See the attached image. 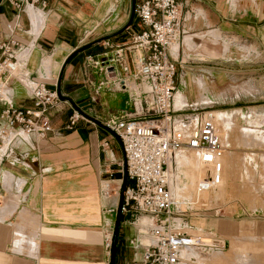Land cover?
<instances>
[{
    "label": "crops",
    "instance_id": "1",
    "mask_svg": "<svg viewBox=\"0 0 264 264\" xmlns=\"http://www.w3.org/2000/svg\"><path fill=\"white\" fill-rule=\"evenodd\" d=\"M114 1L39 0L20 9L2 0L0 40L17 39L19 69L0 85V114L8 100L33 107L32 87L46 82L56 89L60 67L73 49L124 25L131 0ZM235 2L240 0H179L180 47L173 57L180 77L198 73L212 81L216 68L199 62L223 57L216 55L224 50L214 47L216 41L226 35L242 37V26L255 28V17L244 16L250 8H236ZM136 21L134 13L126 29L69 58L60 89L73 103L60 99L50 109L53 129L46 136L24 131L10 134L0 118V264H110L105 237L116 209L108 208L118 197L115 192L104 195L102 184L107 181L112 189L119 188L123 149L110 129L89 117L78 118L71 128L67 123L76 106L104 124L133 109L129 91L104 82V72L92 59L107 51L99 48L127 41ZM210 32L219 37L211 40ZM188 36L197 39L195 46L185 44ZM203 53L205 57L200 56ZM177 89L186 93L182 80ZM201 96L198 91L192 103L197 104ZM136 222L121 212L114 264L141 259L145 243L138 227L141 220Z\"/></svg>",
    "mask_w": 264,
    "mask_h": 264
},
{
    "label": "built area",
    "instance_id": "2",
    "mask_svg": "<svg viewBox=\"0 0 264 264\" xmlns=\"http://www.w3.org/2000/svg\"><path fill=\"white\" fill-rule=\"evenodd\" d=\"M8 1L22 9L39 0ZM134 13L137 27L129 31V39L92 59V64L104 72V82L128 90L133 104L132 110L106 122L118 134L126 158L129 181L123 191L121 212L129 213L133 221L141 216L151 221L146 232L151 241L144 244L141 259L132 264H184L187 259L182 252L186 247L208 245H201L200 237L188 231L183 217L175 216L182 215L191 203L185 199L181 204L174 198L168 160L178 150L193 151L207 167L197 182V191L211 189L222 180L224 144L210 110L186 104L174 107L177 67L171 45L179 42V0H135ZM17 44L15 38L0 40V85L19 69ZM31 95L33 107L7 101L0 114L6 124L4 131L33 132L44 137L53 129L49 111L60 100L56 89L37 82ZM189 108L191 111H184ZM82 116L74 109L67 127ZM118 190L107 181L102 184L104 195L115 192L118 197ZM116 207L117 202L108 210ZM110 239L109 230L105 237L108 248Z\"/></svg>",
    "mask_w": 264,
    "mask_h": 264
},
{
    "label": "rangeland",
    "instance_id": "3",
    "mask_svg": "<svg viewBox=\"0 0 264 264\" xmlns=\"http://www.w3.org/2000/svg\"><path fill=\"white\" fill-rule=\"evenodd\" d=\"M235 6L250 8L244 16L250 13L256 25L249 30L242 26V37L226 35L222 38L224 41L217 40L214 47L224 50L216 55L223 57L199 62L216 68L212 81L198 73L180 77L176 63V108L186 104L197 106L198 110H210L224 144L221 190L214 192L206 205L203 201L196 206L190 204L182 215H175L183 217L188 231L200 237L201 245H208L185 252L186 259L190 260L184 264H264V0H240ZM253 13L257 16H252ZM210 35L211 40L219 37L211 32ZM179 47L175 46L173 56H177ZM212 49L206 48L210 52ZM200 56L205 57L204 53ZM181 80L186 93L177 89ZM198 91L202 96L193 104ZM187 94L194 97L193 101ZM184 111L189 112L191 108ZM194 161L191 168L183 167L190 171L191 177V187L179 190L185 197L193 196L195 179L202 173L200 161L195 158ZM144 221L150 225L148 218H143ZM143 222L138 227L143 232L142 241L148 243Z\"/></svg>",
    "mask_w": 264,
    "mask_h": 264
},
{
    "label": "bare ground",
    "instance_id": "4",
    "mask_svg": "<svg viewBox=\"0 0 264 264\" xmlns=\"http://www.w3.org/2000/svg\"><path fill=\"white\" fill-rule=\"evenodd\" d=\"M196 41H197V39H194L191 36H188L186 38V44L189 45V46H193L194 45V42H196ZM176 45H179V42H175L174 44L171 45V52H172V54H173V50H175V46ZM130 86H133L134 87V83L131 82L130 83ZM117 90H119V89L117 88ZM101 94H102V92H101ZM175 94H176V91L174 93V101H175ZM174 107H176L175 106V102H174ZM2 127H3V125H2ZM218 132H219V129H218ZM1 135H3V134H1ZM245 136H249V135L246 134ZM259 136L261 137L260 134H259ZM10 137H12V136H10ZM13 138H14V135H13ZM10 140H12V139H10ZM256 140H257V138H256ZM193 157L195 159H197V160L200 161V159L198 158V156L193 151L178 150V151H176V153L174 155H172L171 159L168 160V175H169L168 180H169V187L171 189V192H172L174 198L178 202H180L181 204H184L183 203V200L186 199V200H189L190 203L193 204V205H195V206L199 202L202 203V201L206 205L210 201V196L214 192H218V191L221 190L222 184H223V176H222L221 182L218 185H216L215 187H213L211 189H205L203 191H199L198 192L197 191V182L202 179V177L205 174V171L207 169L206 165L200 161L199 163H200L201 168H202L201 169L202 170V173L199 174V176L195 179V191H194L193 196L192 197L191 196L190 197H185V196L180 195L179 190H184V189H188V187H191L189 185V184H191V181H190V178H191L190 177V171L188 169L183 168V167L184 166H187V167L191 168L195 164V161H194V158ZM223 158H224V156H223ZM176 165H177V167H176ZM223 170H224V168H223ZM205 205H203V206H205ZM143 218H147V217L146 216H141L137 222L135 221L137 223V224L136 223L135 224L138 225V223H139L140 220H141V222H143ZM143 223H145V225L142 224V225H144L143 228L145 229V232H144V234H145V241L148 240L147 242H149V239H151V238H149V235L146 233L147 228L149 227V224L147 222H145V221ZM150 223H151V221H150ZM143 228H141V229H143ZM141 232H142V230H141ZM195 248H196V246H188V247H186L183 250V255L185 254V252H189V251L195 250ZM184 257H185V255H184Z\"/></svg>",
    "mask_w": 264,
    "mask_h": 264
},
{
    "label": "water",
    "instance_id": "5",
    "mask_svg": "<svg viewBox=\"0 0 264 264\" xmlns=\"http://www.w3.org/2000/svg\"><path fill=\"white\" fill-rule=\"evenodd\" d=\"M1 1L2 0H0V2ZM134 7H135V0H131V8H130L129 17H128L127 21L125 22V24L122 25L120 28H118L117 30H114V31H112V32H110L108 34H105L102 37H98V38H96V39H94V40H92L90 42H87V43H85V44H83V45H81V46L73 49L65 57V59L63 60L62 65L60 67L58 81H57V85H56V92H57V95H58V97L60 99H67V100H69L70 102L73 103L72 99L68 95L63 94L61 92V89H60L61 73H62V70H63L66 62L69 60V58L73 54H75V53L81 51L82 49H84L86 46H88L90 44H93V43L99 41L100 39H104V38L113 36V35L121 32L122 30L126 29L129 26V24L131 23L132 19H133V16H134ZM75 108L82 115H84L86 117H89V118L95 120L97 123H99V124L105 126L106 128L110 129L115 134V136L117 137V139L120 141L118 134L111 127H109L107 124H104V123L100 122L99 120H97L96 118L90 116L89 114H87L85 111H83L79 107L76 106ZM120 143H121V141H120ZM121 146H122V144H121ZM126 182H127V164H126L125 153L123 151V173H122V179H121V183H120L119 190H118V201H117V207H116L115 217H114L113 226H112V229H111V239H110V247H109V250H110L109 262H110V264H114V257H115V248H116L118 225H119L120 215H121V205H122V201H123V191H124Z\"/></svg>",
    "mask_w": 264,
    "mask_h": 264
}]
</instances>
